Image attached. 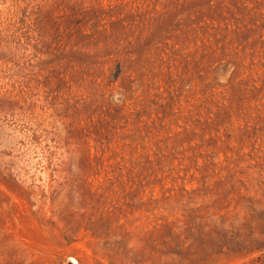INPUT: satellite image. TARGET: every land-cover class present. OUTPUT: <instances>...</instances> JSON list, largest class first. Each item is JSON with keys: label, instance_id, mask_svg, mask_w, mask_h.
Instances as JSON below:
<instances>
[{"label": "rangeland", "instance_id": "rangeland-1", "mask_svg": "<svg viewBox=\"0 0 264 264\" xmlns=\"http://www.w3.org/2000/svg\"><path fill=\"white\" fill-rule=\"evenodd\" d=\"M0 264H264V0H0Z\"/></svg>", "mask_w": 264, "mask_h": 264}]
</instances>
